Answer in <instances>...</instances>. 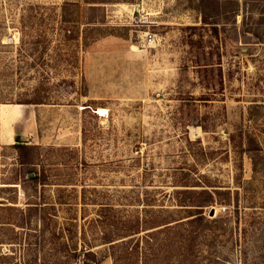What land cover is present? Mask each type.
I'll return each instance as SVG.
<instances>
[{
	"label": "rangeland",
	"instance_id": "374dc122",
	"mask_svg": "<svg viewBox=\"0 0 264 264\" xmlns=\"http://www.w3.org/2000/svg\"><path fill=\"white\" fill-rule=\"evenodd\" d=\"M90 1L0 0V264H61L193 180L264 264V0Z\"/></svg>",
	"mask_w": 264,
	"mask_h": 264
},
{
	"label": "trees",
	"instance_id": "16d2710c",
	"mask_svg": "<svg viewBox=\"0 0 264 264\" xmlns=\"http://www.w3.org/2000/svg\"><path fill=\"white\" fill-rule=\"evenodd\" d=\"M88 3L92 2L88 0ZM41 103L33 101L28 104ZM235 141L231 136L232 146L239 151L240 157L249 156L256 172L258 148L255 140L250 137L247 144L241 139V142ZM17 147L25 149L26 146L17 144ZM240 169H243L242 165ZM33 174L34 177L29 180H38L37 173ZM179 186L190 188L177 192L178 195H185L179 198V209L164 216L160 215L159 218L148 216L150 220L145 219L142 222H133L114 209L111 217L114 227L111 226V232L104 230L102 236L97 238L100 240L99 244H88L81 250L65 243L67 255L61 264H105L107 260L112 264H252L246 251H236V247L243 244L241 238L238 239L235 235V229L239 227L238 218L237 221H232L224 216L209 218L205 215L207 208L229 205L230 191L206 185L198 180ZM100 215L107 218L103 212ZM102 221L95 220V226ZM251 226L252 224H248L250 229ZM246 231L243 230V233L246 234ZM245 239L246 236L242 238L244 242ZM102 245H105L103 250H93Z\"/></svg>",
	"mask_w": 264,
	"mask_h": 264
},
{
	"label": "bare ground",
	"instance_id": "6f19581e",
	"mask_svg": "<svg viewBox=\"0 0 264 264\" xmlns=\"http://www.w3.org/2000/svg\"><path fill=\"white\" fill-rule=\"evenodd\" d=\"M16 107H18V105H16ZM106 113H107V110L99 109V113H98L99 115H105ZM13 114H14L13 111H10V112L3 111L2 112V117H3L4 120H11L12 117L14 118Z\"/></svg>",
	"mask_w": 264,
	"mask_h": 264
},
{
	"label": "built area",
	"instance_id": "2783aa9c",
	"mask_svg": "<svg viewBox=\"0 0 264 264\" xmlns=\"http://www.w3.org/2000/svg\"><path fill=\"white\" fill-rule=\"evenodd\" d=\"M147 42H152V35L151 34H147V39H146ZM222 210L225 211V208H222Z\"/></svg>",
	"mask_w": 264,
	"mask_h": 264
},
{
	"label": "water",
	"instance_id": "95a60500",
	"mask_svg": "<svg viewBox=\"0 0 264 264\" xmlns=\"http://www.w3.org/2000/svg\"><path fill=\"white\" fill-rule=\"evenodd\" d=\"M33 176H34V174H30L29 175L30 178L33 177ZM210 215H211V217L214 216L215 215V210H212Z\"/></svg>",
	"mask_w": 264,
	"mask_h": 264
}]
</instances>
